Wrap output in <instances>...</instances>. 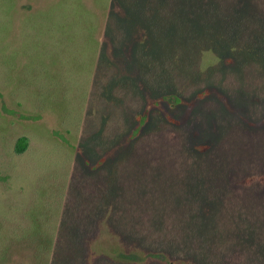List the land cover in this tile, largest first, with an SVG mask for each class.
<instances>
[{
	"label": "rangeland",
	"instance_id": "374dc122",
	"mask_svg": "<svg viewBox=\"0 0 264 264\" xmlns=\"http://www.w3.org/2000/svg\"><path fill=\"white\" fill-rule=\"evenodd\" d=\"M263 175L264 0H0V264H264Z\"/></svg>",
	"mask_w": 264,
	"mask_h": 264
},
{
	"label": "trees",
	"instance_id": "16d2710c",
	"mask_svg": "<svg viewBox=\"0 0 264 264\" xmlns=\"http://www.w3.org/2000/svg\"><path fill=\"white\" fill-rule=\"evenodd\" d=\"M27 138L26 137H20L18 140H17V142H16V145H15V148H16V151L17 152H22L25 148H26V146H27ZM259 178V180L261 181V182H263L264 183V175L263 176H259L258 177ZM253 179V178H252ZM251 179V180H252Z\"/></svg>",
	"mask_w": 264,
	"mask_h": 264
}]
</instances>
